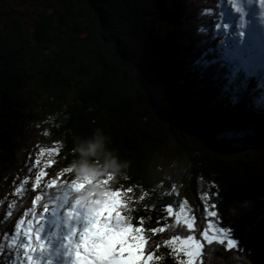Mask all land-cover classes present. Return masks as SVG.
<instances>
[{
  "label": "trees",
  "instance_id": "trees-1",
  "mask_svg": "<svg viewBox=\"0 0 264 264\" xmlns=\"http://www.w3.org/2000/svg\"><path fill=\"white\" fill-rule=\"evenodd\" d=\"M222 1L44 0L31 30L5 20L0 168L24 123L38 118L32 98L45 95L50 136L60 140L54 165L96 170L121 191L126 224L144 229L155 264H180L166 242L187 232L171 230L167 206L188 201L199 230L203 191L216 213L209 217L236 243L205 245L200 263L264 264V145L242 139L264 111L261 67L249 72L229 60ZM13 222L1 214L2 237ZM7 244L0 237V264L13 254Z\"/></svg>",
  "mask_w": 264,
  "mask_h": 264
},
{
  "label": "rangeland",
  "instance_id": "rangeland-1",
  "mask_svg": "<svg viewBox=\"0 0 264 264\" xmlns=\"http://www.w3.org/2000/svg\"><path fill=\"white\" fill-rule=\"evenodd\" d=\"M245 1L221 2L222 23L219 32L223 36V46L229 60L234 59L237 68L245 66L251 72L264 65V56L252 46L250 48L248 41H244V32L250 25ZM251 3L252 13L256 14L259 9L258 0H252ZM43 5L44 0H0V25L5 20L19 18L21 26L31 30L36 11ZM261 72L258 74L259 83L264 86V69ZM45 97L40 95L38 99L32 98L38 118L24 123L22 133L18 136L19 146L12 151L11 160L6 166L0 168V216L11 217L14 221L11 224L13 231L8 237L0 235L2 241H8L7 245L13 251L7 264H29L26 259L28 255L33 258L32 264H73L68 245L79 243L84 228L88 226L84 220L88 210L116 192L110 188L107 178L96 170L84 166L77 168L74 162L65 166L54 165V154L60 140L50 136L49 101ZM251 123L253 133L242 137L244 144L263 146L264 111L254 115ZM233 140L229 137L220 139L226 146H231ZM207 195L205 191L200 193L206 219L199 230L196 214L188 201L176 208L171 207L174 219L171 230L182 229V226L187 229V232L184 228L181 234L171 236L166 242L180 264H201V253L205 245L219 242L233 246L236 243L228 229L220 226L214 217H209V213H214V210L205 200ZM21 201L28 205L27 208L23 207V211L17 207ZM16 210H19L17 215ZM119 211L121 219L117 222L113 216V227L127 226L123 212ZM16 224H20V227L16 228ZM189 225L194 227L190 229ZM1 227L6 226L2 224ZM29 228L30 238L25 236ZM189 237L193 240L188 241ZM228 241H232V244L229 245ZM192 243L197 247H189ZM26 244L33 249L32 252L24 251ZM190 252H195V255H188ZM154 260L153 257L151 262L145 261V264H155Z\"/></svg>",
  "mask_w": 264,
  "mask_h": 264
},
{
  "label": "snow or ice",
  "instance_id": "snow-or-ice-1",
  "mask_svg": "<svg viewBox=\"0 0 264 264\" xmlns=\"http://www.w3.org/2000/svg\"><path fill=\"white\" fill-rule=\"evenodd\" d=\"M258 4L264 9V0H258ZM49 166H52V164ZM46 175L47 172L45 171ZM121 197L122 192L116 191L113 195L88 210L84 218L88 226L84 228L79 243L68 245L71 249L69 255L73 260V264H145V261H152V255L145 257V237L138 234L144 231L143 228H135L130 224L124 227H113L111 223L113 216H115L117 222L121 219L119 209L124 206ZM166 210L171 213V206H167ZM215 215L216 213H209V216ZM15 227L19 228L20 224H16ZM188 227L191 229L194 225ZM155 231L153 229V232ZM30 235L31 228L25 232L26 237L30 238ZM192 240V237L188 238V241ZM188 241H185V243L187 244ZM228 243L231 245L232 241H228ZM189 247L195 248L197 246L192 243L189 244ZM24 251L30 253L33 249L26 244L24 245ZM187 254L195 255V252ZM26 259L29 264H32V256L28 255Z\"/></svg>",
  "mask_w": 264,
  "mask_h": 264
},
{
  "label": "bare ground",
  "instance_id": "bare-ground-1",
  "mask_svg": "<svg viewBox=\"0 0 264 264\" xmlns=\"http://www.w3.org/2000/svg\"><path fill=\"white\" fill-rule=\"evenodd\" d=\"M246 11L248 14V17L250 18V25L245 30V36H249L248 41L250 42V45L256 49V52L263 53L264 52V35L261 33L262 27H264V9H262L259 6L257 13H252V0H246ZM254 11V10H253ZM251 37V38H250ZM256 39H253L255 38ZM246 39V38H245ZM256 42H255V41Z\"/></svg>",
  "mask_w": 264,
  "mask_h": 264
},
{
  "label": "clouds",
  "instance_id": "clouds-1",
  "mask_svg": "<svg viewBox=\"0 0 264 264\" xmlns=\"http://www.w3.org/2000/svg\"><path fill=\"white\" fill-rule=\"evenodd\" d=\"M93 147H94V143H90V144H89V147H88V149H87V151H91ZM78 151H81V152L83 153V152L85 151V149H78ZM110 163H111V162H110ZM76 167L79 168L80 165L77 164ZM116 167L118 168L119 165H116ZM80 195H83V193H81Z\"/></svg>",
  "mask_w": 264,
  "mask_h": 264
}]
</instances>
